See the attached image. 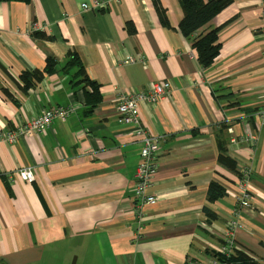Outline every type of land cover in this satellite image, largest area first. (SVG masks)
<instances>
[{"label":"crops","instance_id":"obj_1","mask_svg":"<svg viewBox=\"0 0 264 264\" xmlns=\"http://www.w3.org/2000/svg\"><path fill=\"white\" fill-rule=\"evenodd\" d=\"M93 1H0V264H182L218 252L225 227L264 264V125L254 116L264 107V0H233L213 19L221 51L206 71L179 29L178 0H159L160 8L153 0H101L83 9ZM46 51L57 70L78 54L99 82L102 101L92 114L74 87L78 68L46 72L24 88L23 72L42 71ZM152 80H169L173 90L140 106L161 140L158 203L148 205L133 186L141 143L118 115L116 94ZM72 104L76 110L51 127L7 139L43 109ZM222 122L230 124L238 171L252 172L249 208L237 204L240 172L217 161ZM250 133L254 145L241 138ZM19 166H34L38 180L12 178ZM212 180L228 193L210 203ZM209 203L218 219L204 213Z\"/></svg>","mask_w":264,"mask_h":264},{"label":"built area","instance_id":"obj_2","mask_svg":"<svg viewBox=\"0 0 264 264\" xmlns=\"http://www.w3.org/2000/svg\"><path fill=\"white\" fill-rule=\"evenodd\" d=\"M104 2L95 0L92 3L82 4L83 9H92L99 7ZM264 37V28L262 29ZM136 59L127 56L125 62H134ZM173 90L172 83L169 80H152L146 89L132 90L130 88H121L116 94L117 113L124 124L132 128V132L137 141L141 143L139 162L134 175V191L137 199L142 204L155 205L158 203V197L153 193L152 188L155 183L156 174L159 171L160 158V137L153 135L145 127L141 120L140 106L142 103L154 105L167 99ZM77 104L56 105L49 109H43L39 115L27 120L22 126L18 127L16 132H6L7 139L14 140L16 135L25 133L35 134L43 128L51 127L54 119L64 118L76 110ZM257 118L258 125H264V107L260 108L254 114ZM245 141H251L252 145L257 143V138L250 133L241 136ZM97 150V148L95 147ZM94 157V155H92ZM11 177L19 178L24 181L34 182L38 176L34 166H19L10 172ZM251 170L247 167L242 169L241 175L235 180V192L237 194V204L241 209L250 207L251 203ZM12 177V178H13ZM236 229L225 227L223 232V244L214 256L207 258L188 257L182 264H229L227 261L219 258V254L228 258L231 254L239 249L235 240Z\"/></svg>","mask_w":264,"mask_h":264},{"label":"trees","instance_id":"obj_3","mask_svg":"<svg viewBox=\"0 0 264 264\" xmlns=\"http://www.w3.org/2000/svg\"><path fill=\"white\" fill-rule=\"evenodd\" d=\"M7 1V0H0ZM154 5L160 8L159 0H153ZM183 11L184 15L179 22V29L181 33L186 37L188 41L191 42L193 49L196 52L197 60L200 66L204 71L208 70L214 63L215 59L219 56L221 51V43L219 42L218 33L220 27H214L211 25L213 19L228 5H230L233 0H178ZM162 15L161 22L164 25H169L167 21L166 14ZM34 36L41 35L39 31H33ZM51 37V36H49ZM46 66L42 71H28L25 70L22 74V79L26 84L24 88H33L35 80H41L42 74L51 73L53 71H64L69 72L71 68H78L79 71L76 73L73 71V82L76 89L80 88L83 91L84 103L86 100V114H92L94 109L102 101V94L100 91V84L98 81L89 77L86 72L85 66L78 54H73L70 60L61 67V69L54 68V63L56 57L50 52L46 51ZM217 97V96H216ZM66 117V116H65ZM230 124L222 122L218 125L215 130V141L217 145V161L218 163L235 172L238 171V162L230 154L229 143L231 136L229 134ZM241 175V172L239 173ZM6 182L7 179L5 178ZM9 186V184L7 183ZM228 193V188L221 182L217 180H212L209 183L207 190V200L210 203L223 198ZM204 206L203 211L208 217V220L218 219L219 216L211 208V204ZM219 258L224 261H227L229 264H262L256 260L253 256L249 255L242 249H236L230 257L226 258L223 255L219 254Z\"/></svg>","mask_w":264,"mask_h":264},{"label":"rangeland","instance_id":"obj_4","mask_svg":"<svg viewBox=\"0 0 264 264\" xmlns=\"http://www.w3.org/2000/svg\"><path fill=\"white\" fill-rule=\"evenodd\" d=\"M218 252H215V254H217ZM215 254H213L212 256H214ZM211 257V256H210Z\"/></svg>","mask_w":264,"mask_h":264},{"label":"flooded vegetation","instance_id":"obj_5","mask_svg":"<svg viewBox=\"0 0 264 264\" xmlns=\"http://www.w3.org/2000/svg\"><path fill=\"white\" fill-rule=\"evenodd\" d=\"M34 182H36V181H34Z\"/></svg>","mask_w":264,"mask_h":264}]
</instances>
